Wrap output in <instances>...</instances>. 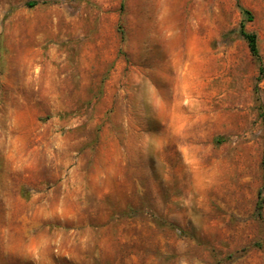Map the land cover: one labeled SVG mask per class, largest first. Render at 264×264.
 <instances>
[{"label": "rangeland", "instance_id": "rangeland-1", "mask_svg": "<svg viewBox=\"0 0 264 264\" xmlns=\"http://www.w3.org/2000/svg\"><path fill=\"white\" fill-rule=\"evenodd\" d=\"M263 161L264 0H0V264H264Z\"/></svg>", "mask_w": 264, "mask_h": 264}, {"label": "trees", "instance_id": "trees-1", "mask_svg": "<svg viewBox=\"0 0 264 264\" xmlns=\"http://www.w3.org/2000/svg\"><path fill=\"white\" fill-rule=\"evenodd\" d=\"M27 6H33L34 4H36V1H27ZM241 11L247 15V20H251V15H250V12L244 8L241 9ZM240 33L241 35L244 37V39L246 40L247 42V45H248V48H249V51L251 52V54L255 57H258L259 56V53H258V47H257V37H256V34L253 33V32H248L244 29V24L243 22L240 23ZM262 70H263V66L260 65L259 67V72L262 73ZM261 117H263V114L261 113ZM263 164V175H262V178H263V182H264V161L262 162ZM260 194V192H259ZM256 207L258 210L261 209V201H257V204H256Z\"/></svg>", "mask_w": 264, "mask_h": 264}]
</instances>
